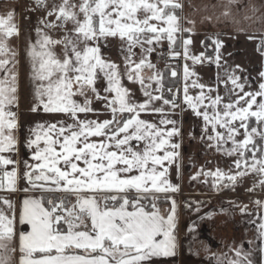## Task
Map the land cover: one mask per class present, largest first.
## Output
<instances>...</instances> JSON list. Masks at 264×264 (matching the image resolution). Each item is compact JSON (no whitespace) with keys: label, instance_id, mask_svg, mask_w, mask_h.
I'll use <instances>...</instances> for the list:
<instances>
[{"label":"snow or ice","instance_id":"obj_1","mask_svg":"<svg viewBox=\"0 0 264 264\" xmlns=\"http://www.w3.org/2000/svg\"><path fill=\"white\" fill-rule=\"evenodd\" d=\"M34 2L48 9L39 23L63 33L53 38L37 27V40L29 43L31 79L41 82L35 95L45 112L64 114L71 122L38 124L32 129L34 139L29 138L26 146L35 149L31 158L36 163L25 162L23 176L29 187L22 191L51 195L30 196L22 201L19 224L27 225L28 230L19 233L12 202L0 200L12 212L7 215L0 210V264H144L153 257L175 255L176 202L166 196L171 208L165 215L157 201L160 194L179 191V186L167 177L173 165L179 177L180 143L172 139L181 133L177 121L168 118L166 108L174 111L180 107V90L169 87L171 98L165 97L164 73L149 56L165 39L170 57L180 55L174 49L176 34L192 31L182 28L176 14L183 5L179 0H60L49 8L47 0ZM233 2L227 0L228 5ZM14 15V10L0 14V72L5 73L0 79V153L11 151L16 143L15 113L6 111L14 104L17 91L16 52L8 44L10 37L19 34ZM222 15H230L227 6ZM53 16L55 20L47 19ZM109 38L120 41L123 75L119 65L101 54L100 42ZM191 43L190 39L182 41L185 61L191 59L196 64L207 59L220 67V40L212 39L214 61L204 53L190 56ZM57 46L61 49L59 55ZM137 48L138 60L134 51ZM262 49L264 41L257 48L264 56ZM145 69L149 75H145ZM100 74L107 85L105 96L95 86ZM170 75L175 78L178 73L171 69ZM193 75L185 64L182 103L202 118L201 140L208 141V148L236 157V171L201 169L191 179L203 176L204 183H208L212 178V188L218 191L224 181L227 183L223 187H234L239 178L256 173L260 179L254 186H264V71L259 73L262 82L256 91H245L247 81L240 83L235 70L226 73L225 86L232 85L227 102L216 89L197 80L189 85ZM123 77L140 86L143 102L132 99L121 82ZM190 86L199 93L190 95ZM89 92L104 101V114L110 118H98L101 113L91 107ZM213 92L217 94L211 95ZM73 96L84 97V102L77 103ZM155 102H161L160 106H154ZM89 113L97 119H87ZM80 114L85 118L81 119ZM142 114L158 115V124L141 118ZM228 144L231 147H225ZM13 163L0 157V165ZM17 176L16 169L4 171L0 190L16 191ZM149 200L151 211L144 203ZM254 203L264 208V202ZM240 211L246 213L247 206L240 207ZM258 218V235L264 241V216ZM230 251H234V257H216V264H253L251 252L241 248ZM260 252L264 258V247Z\"/></svg>","mask_w":264,"mask_h":264},{"label":"crops","instance_id":"obj_2","mask_svg":"<svg viewBox=\"0 0 264 264\" xmlns=\"http://www.w3.org/2000/svg\"><path fill=\"white\" fill-rule=\"evenodd\" d=\"M190 4L192 7L189 6ZM182 5L183 8L180 10L179 17L182 19L183 28H190L192 31H181V35L183 33L186 34L180 38L179 50L177 51L181 52L182 38L189 37L191 34L197 35L199 32L207 34L206 37H209L211 40H220L223 45L221 49L227 48L233 39H237L242 46L240 51L247 45L251 47L252 50L255 49L260 61L259 66L257 65L256 68L259 72L264 71V56L257 50L261 42L264 41V0H234L231 5L227 4V0H183ZM226 6L230 12L228 17L222 15ZM20 8V0H0V14L8 10H14V22L19 30L18 35H14L8 39L9 47L16 52V66L14 70L17 73V91L15 93L16 100L14 104L6 107V111L15 113L16 128L13 130V135L16 143L11 151L0 153V157L11 159L15 162L9 165H0L2 174L4 171H12L13 169H16L18 173L16 191L9 192L0 190V200L6 199L13 204V209L17 217V233L28 230L27 225L19 224V212L22 201L30 196L40 197L41 195H51L39 191H22V189L29 187L23 176L25 162L28 164L36 163V161L31 158L35 149H29L26 146L29 138L34 139L32 129L36 128L38 124L47 125L61 120L67 123L71 122L64 114L45 112L43 110V105L40 103L38 105L35 103L32 107H22L21 77L23 50ZM205 17H209L210 19H205ZM245 17L248 18L246 19ZM185 18L194 21V24L187 23ZM203 37L205 36L199 37L200 44ZM242 40L246 42L244 43ZM215 55L216 54L212 57L213 61ZM208 63L212 67L216 65L214 62L209 61ZM219 63L221 66V59ZM198 64L203 65L204 63ZM9 67H11V65H9ZM161 70L162 68H160V71ZM4 76L5 73L0 72V79ZM261 82L260 78V83ZM173 91L176 90L174 89ZM221 96L224 97L225 102L228 101L229 97L224 96V94H221ZM144 100L145 98L140 99L141 102ZM182 100L183 96H180L179 101H177L180 107L174 111L166 108V111L170 113L168 118L177 121L176 126L179 128L180 133L181 113H183L185 109H188L187 106L182 103ZM160 104L161 102H157L154 106L158 107ZM34 107L37 109L36 111L32 110ZM95 109L101 113L98 117L100 120L110 118V115L104 114L105 109L103 107ZM80 118L84 119V114H80ZM141 118L157 124L160 119L158 115L144 114H142ZM87 119H97V117L89 113L87 114ZM167 127L171 128L172 125H168ZM192 129H194L192 132L194 136L202 134L201 127H194ZM192 133H190V135H192ZM172 142L180 143V148L178 150L180 153L178 160L180 165L179 177H177L176 166L173 165L169 169L167 178L172 184L179 186V191L160 194V197L166 198L167 196L174 199L176 202L177 226L174 232L176 243L175 255L169 257H153L145 261L144 264H216V257H223L225 255L229 258L234 257L235 253L234 251H230V248H241L244 252H251L253 264H264V258H262L260 252V248L264 247V241L259 237L257 229V225L260 223L258 217L264 216V208H260L254 203V201L264 202V195H259L258 191L256 192L255 190L260 186H254L257 185L259 181L256 179L259 178V175L251 173V178L249 179L251 185L248 186V189H252V191L246 189L244 191L245 193L242 194L235 193L234 191L238 184V180L232 190L226 193H222L221 191H219L221 193H218L216 190L206 193L199 190L200 188L197 190V187L194 185L188 187L190 182L187 186L184 184V172L181 166V159L183 158L181 154L183 150L181 135L179 137H173ZM229 145L230 144L225 145V147ZM41 147H43V144H41ZM2 174L0 176H2ZM219 189L221 190L223 188ZM220 197L224 198L222 199L223 201H219ZM193 198L199 200L195 201ZM235 199L238 200V207L234 206ZM245 205L247 206V211L242 214L240 207ZM157 206L160 208L161 213L166 215L167 210L171 208V202L168 200L166 204H157ZM0 210H3L7 215H12V212H10L3 203H0Z\"/></svg>","mask_w":264,"mask_h":264},{"label":"rangeland","instance_id":"obj_3","mask_svg":"<svg viewBox=\"0 0 264 264\" xmlns=\"http://www.w3.org/2000/svg\"><path fill=\"white\" fill-rule=\"evenodd\" d=\"M183 0H179L182 4ZM194 1V0H191ZM48 6L50 8L51 4L55 2L56 4L60 3V0H47ZM20 18H21V32H22V83H21V97H22V107H32L35 103L38 105L40 102L36 98V89L40 85V81H33L31 79V66L30 61L27 56V51L29 47V43H35L37 40L36 29L37 27L41 28L43 32L47 33L49 36L53 38H59L63 33L59 28L50 29L44 27V25L40 24L39 21L46 17L47 8H39L35 5L34 0H20ZM49 21L55 20V17H47ZM180 24L182 25V19L180 17ZM68 28L71 25L67 26ZM176 36L181 37V32H178ZM200 36H207V34H203V32H199V34L186 37L184 39H190L192 43L189 45V55L190 56H199L203 53L202 45L200 44ZM183 41V38H182ZM244 43L246 41L242 40ZM101 54L106 60H110L117 65L120 66L121 74L123 75L124 61L120 51V41L118 39L109 38L106 42H100ZM164 47H169L167 40H163L160 44L155 46V51L149 56V59L153 64L156 65V68L160 71V67L157 65V60L160 54V51ZM241 43L237 39H233L230 44L225 49L220 50V57L222 61V65L217 67L214 65L212 67L207 59H204L202 62L203 65H199L198 63L193 64L191 59L185 61L183 55V47L181 46V52L176 51L180 55L175 57L180 59V96H183V69L185 64H187L189 70L195 75L189 78V85H191L192 80H197L198 83L204 84L207 88H214L221 95L229 97L228 90L232 88L230 83L225 86L224 81L227 80L226 73H231L235 70V74L241 77L240 83H245V91H256L258 90V85L260 83L259 71L256 66H259V56L257 52L248 47V45L242 49ZM57 54L59 55L61 49L59 46L55 49ZM136 52L135 59H139L140 49L137 48L134 50ZM238 66V67H237ZM150 72L145 69V75H149ZM217 76H219L220 80L217 81ZM122 84L125 88L129 89L132 94V99L136 102H141L140 99L145 98L140 91V86L138 84L130 83L126 77H123ZM96 89L100 93L101 96L108 95L104 92V88L107 86L105 79L102 74L99 75V78L96 81ZM207 90V89H205ZM75 91V89H73ZM199 89L189 87V94L195 96L199 93ZM217 92L211 93V95L215 96ZM89 98L92 100L91 107L99 108L103 107L104 101L97 100L95 96L89 92ZM232 99H235L233 96ZM46 100V98H45ZM73 100L77 103H83L84 97L81 96H73ZM157 103V102H155ZM41 104V103H40ZM42 105V104H41ZM202 110V109H201ZM181 144L183 145V150L181 154L183 158L181 159V166L183 169V180L186 186L188 183V187L194 185L197 187V190H201L202 192L209 193L214 190L212 188V178H208V183H204V177L200 176L196 180L191 179L194 175H196L197 171L203 169L204 171H215L217 168H220L224 172H229L231 169L234 173L236 171L234 166V160L236 157H229L225 154L217 152L215 149L208 148V141H201V135H195L192 133L194 129L192 128H203V120L202 118L196 117L191 109H185L183 113H181ZM210 131V129H209ZM242 131V130H241ZM192 133V135H190ZM194 137V138H193ZM238 139H242L241 137H237ZM183 139V140H182ZM191 141V143H190ZM192 145V146H191ZM191 146V147H190ZM228 147H231L229 145ZM251 174L238 179V184L236 185L234 191L235 193H245L244 191L248 189V186L251 185L249 179ZM256 179H260L256 178ZM223 182L219 188H222ZM261 187V186H260ZM217 191V190H216ZM220 189L217 191L218 193ZM195 201L199 200L197 198H193ZM209 199V198H207ZM212 199V198H211ZM216 199V197H215ZM221 199V200H220ZM219 201H223L222 197H220ZM242 199V198H241ZM234 200V199H232ZM234 202V201H232ZM234 206H239L238 200L235 199Z\"/></svg>","mask_w":264,"mask_h":264},{"label":"trees","instance_id":"obj_4","mask_svg":"<svg viewBox=\"0 0 264 264\" xmlns=\"http://www.w3.org/2000/svg\"><path fill=\"white\" fill-rule=\"evenodd\" d=\"M176 14L179 16L180 15V10H177L176 11ZM186 33H183V36L185 35ZM201 42H203L202 44V48H203V53L206 57H213V55L215 54V45L212 44V40L209 38V37H203ZM179 43H180V37L177 36V43L176 45L174 46V49L177 51L179 50ZM171 69H175L178 73V76L175 77V78H172L171 75H170V71ZM161 72L164 73V76H165V79H164V84H165V90H164V95L165 97L167 98H171L169 96V93L167 91V89L169 87H171L173 90H177L179 89V85H180V61L177 60L173 63H170L168 65H166L165 67L162 68ZM180 99V98H179ZM179 99L177 101H179ZM253 124L255 123L254 121L252 122ZM257 143H259V141H257ZM248 156H251V153H247ZM224 183H227V181H224ZM223 189H221L220 191L222 193H226V192H229L233 187L232 186H229V187H223ZM186 200H189V199H186ZM185 200V201H186ZM167 199L164 198V197H160V199L157 201V204H166L167 203ZM146 205H147V210L151 211V201H145L144 202Z\"/></svg>","mask_w":264,"mask_h":264},{"label":"built area","instance_id":"obj_5","mask_svg":"<svg viewBox=\"0 0 264 264\" xmlns=\"http://www.w3.org/2000/svg\"><path fill=\"white\" fill-rule=\"evenodd\" d=\"M173 61L172 57H170V55H165L163 56L162 58H160L158 60V64L161 65V66H164L168 63H171ZM2 174V171L0 169V175Z\"/></svg>","mask_w":264,"mask_h":264},{"label":"flooded vegetation","instance_id":"obj_6","mask_svg":"<svg viewBox=\"0 0 264 264\" xmlns=\"http://www.w3.org/2000/svg\"><path fill=\"white\" fill-rule=\"evenodd\" d=\"M231 190H232V189H231ZM231 190H230V191H231ZM255 190H256V192L258 191V194H259V195H264V186H261V187L255 189Z\"/></svg>","mask_w":264,"mask_h":264}]
</instances>
